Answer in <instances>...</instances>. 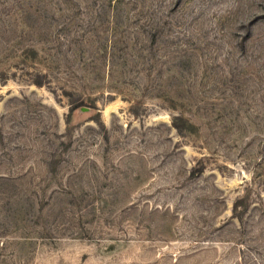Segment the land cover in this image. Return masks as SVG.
Wrapping results in <instances>:
<instances>
[{
    "label": "rangeland",
    "instance_id": "rangeland-1",
    "mask_svg": "<svg viewBox=\"0 0 264 264\" xmlns=\"http://www.w3.org/2000/svg\"><path fill=\"white\" fill-rule=\"evenodd\" d=\"M0 264H264V0H0Z\"/></svg>",
    "mask_w": 264,
    "mask_h": 264
},
{
    "label": "trees",
    "instance_id": "trees-1",
    "mask_svg": "<svg viewBox=\"0 0 264 264\" xmlns=\"http://www.w3.org/2000/svg\"><path fill=\"white\" fill-rule=\"evenodd\" d=\"M236 206V205H235ZM237 217H239L240 219H242L241 217H242V213H239L238 215H237Z\"/></svg>",
    "mask_w": 264,
    "mask_h": 264
}]
</instances>
